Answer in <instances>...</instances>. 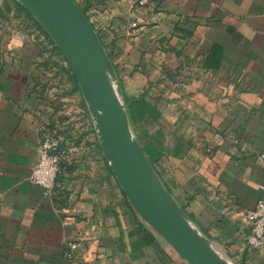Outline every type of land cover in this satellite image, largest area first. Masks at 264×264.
Instances as JSON below:
<instances>
[{
	"label": "crops",
	"instance_id": "crops-1",
	"mask_svg": "<svg viewBox=\"0 0 264 264\" xmlns=\"http://www.w3.org/2000/svg\"><path fill=\"white\" fill-rule=\"evenodd\" d=\"M74 1L162 190L231 263L264 264L244 218L264 198V0ZM72 74L0 0V264H190L125 196ZM43 130L76 148L50 191L28 180Z\"/></svg>",
	"mask_w": 264,
	"mask_h": 264
},
{
	"label": "water",
	"instance_id": "water-1",
	"mask_svg": "<svg viewBox=\"0 0 264 264\" xmlns=\"http://www.w3.org/2000/svg\"><path fill=\"white\" fill-rule=\"evenodd\" d=\"M17 1L35 16L67 59L95 121L100 146L111 171L121 185L125 196L141 217L178 251L180 257L190 264H233L220 253L215 245L203 237L197 227L162 190L146 166L136 141L134 138L132 141L129 140L128 131L131 136L132 134L124 117L120 87L116 81L121 114L116 110L93 59L87 53L85 43L80 40L83 33L89 35L97 47L100 63L105 64L116 79L115 73L96 31L77 3L74 0H43L45 3L38 6V9L51 21L48 27L32 8L21 0ZM61 17H66L70 25L65 21L58 27ZM163 200L168 205H165ZM170 213L183 217L192 231L200 234L206 242L211 244L216 254L211 255L205 248L196 244L190 235L189 228L174 219Z\"/></svg>",
	"mask_w": 264,
	"mask_h": 264
},
{
	"label": "built area",
	"instance_id": "built-area-1",
	"mask_svg": "<svg viewBox=\"0 0 264 264\" xmlns=\"http://www.w3.org/2000/svg\"><path fill=\"white\" fill-rule=\"evenodd\" d=\"M139 3L142 4L143 0H139ZM75 151L74 146L59 149L52 134L43 130L36 149L37 160L31 169L28 180L46 191L52 190L56 185L63 158ZM259 188L264 192L263 184ZM244 218L250 230L246 240L247 245L251 249H262L264 247V198H260L253 208L246 210ZM67 255L70 256V253Z\"/></svg>",
	"mask_w": 264,
	"mask_h": 264
},
{
	"label": "bare ground",
	"instance_id": "bare-ground-1",
	"mask_svg": "<svg viewBox=\"0 0 264 264\" xmlns=\"http://www.w3.org/2000/svg\"><path fill=\"white\" fill-rule=\"evenodd\" d=\"M24 1L28 4V6L30 8H32L37 13V15L40 17V19H42L49 27V24L51 23V21L49 19H47V17L42 12L40 13L39 9H38V6H41V4H44L45 2H43V0H24ZM65 21H66V23L68 22V24H69V21H68V19L66 17L59 18V23L57 24L58 27L60 26L61 23H65ZM82 35L83 36H81L80 40H83V42L85 43V46H86L85 49H86L87 53L93 59L94 65L96 67V70H97L98 74L100 75V77H101V79L103 81V84L105 85L106 89L108 90L111 98L113 99V102L115 104L116 110L118 111L119 114H121L120 97H119L117 85H116V83H115V81L113 79V76H112L111 72H107L106 71L107 69L104 68L105 64H101L100 63V58L98 56L97 47L95 46L93 41L90 39L89 35H86V33H83ZM98 128L100 129L99 124H98ZM126 129H127V127H126ZM127 131H128V129H127ZM128 138H129L130 141L133 140V138L130 135L129 131H128ZM111 163H113V162L111 161ZM164 204L168 205L167 202H165ZM171 216H173L174 219H176L180 223H183L185 226H187V228H189L188 230L190 232V235H191L193 241L196 244H198L202 248H205L211 255H215L216 254V252L212 249L210 244L208 242H206L203 239V237L200 236V234H197L196 232L192 231L190 225L188 224V222L183 217H181L179 215L177 216V214L175 215V213H174V215L171 214Z\"/></svg>",
	"mask_w": 264,
	"mask_h": 264
},
{
	"label": "rangeland",
	"instance_id": "rangeland-1",
	"mask_svg": "<svg viewBox=\"0 0 264 264\" xmlns=\"http://www.w3.org/2000/svg\"><path fill=\"white\" fill-rule=\"evenodd\" d=\"M22 2H24L26 5H28L24 0H21ZM78 5V4H77ZM79 6V5H78ZM80 7V6H79ZM80 9H81V7H80ZM82 10V9H81ZM83 12V11H82ZM84 13V12H83ZM85 14V13H84ZM63 58H64V60H65V62L68 64V69H71V67H70V65H69V63H68V61H67V59L65 58V56L63 55ZM105 69H107L106 71L107 72H111V71H109V69L105 66L104 67ZM104 69V70H105ZM71 71H72V69H71ZM105 71V72H106ZM72 73H73V71H72ZM114 79V81L116 82L117 81V83H118V85H119V82H118V80H117V78L115 79V78H113ZM120 87V86H119Z\"/></svg>",
	"mask_w": 264,
	"mask_h": 264
},
{
	"label": "trees",
	"instance_id": "trees-1",
	"mask_svg": "<svg viewBox=\"0 0 264 264\" xmlns=\"http://www.w3.org/2000/svg\"><path fill=\"white\" fill-rule=\"evenodd\" d=\"M20 6V5H19ZM82 11L85 13V8L81 7ZM74 81L77 83L76 77L74 76V74H72Z\"/></svg>",
	"mask_w": 264,
	"mask_h": 264
}]
</instances>
